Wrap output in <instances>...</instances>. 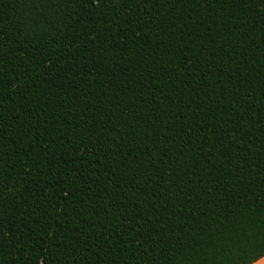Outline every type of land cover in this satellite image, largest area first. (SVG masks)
Wrapping results in <instances>:
<instances>
[{
	"label": "trees",
	"instance_id": "trees-1",
	"mask_svg": "<svg viewBox=\"0 0 264 264\" xmlns=\"http://www.w3.org/2000/svg\"><path fill=\"white\" fill-rule=\"evenodd\" d=\"M264 257V0H0V264Z\"/></svg>",
	"mask_w": 264,
	"mask_h": 264
},
{
	"label": "crops",
	"instance_id": "crops-1",
	"mask_svg": "<svg viewBox=\"0 0 264 264\" xmlns=\"http://www.w3.org/2000/svg\"><path fill=\"white\" fill-rule=\"evenodd\" d=\"M253 264H264V257Z\"/></svg>",
	"mask_w": 264,
	"mask_h": 264
}]
</instances>
